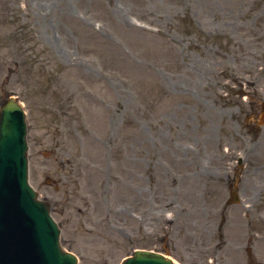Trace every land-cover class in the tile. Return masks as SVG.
I'll return each mask as SVG.
<instances>
[{"label":"rangeland","instance_id":"374dc122","mask_svg":"<svg viewBox=\"0 0 264 264\" xmlns=\"http://www.w3.org/2000/svg\"><path fill=\"white\" fill-rule=\"evenodd\" d=\"M11 96L80 264H264V0H0Z\"/></svg>","mask_w":264,"mask_h":264},{"label":"water","instance_id":"95a60500","mask_svg":"<svg viewBox=\"0 0 264 264\" xmlns=\"http://www.w3.org/2000/svg\"><path fill=\"white\" fill-rule=\"evenodd\" d=\"M26 123L17 101L0 110V264H77L59 242L49 205L28 185ZM233 202V201H232ZM124 264H172L160 254L136 252Z\"/></svg>","mask_w":264,"mask_h":264},{"label":"flooded vegetation","instance_id":"af4514ba","mask_svg":"<svg viewBox=\"0 0 264 264\" xmlns=\"http://www.w3.org/2000/svg\"><path fill=\"white\" fill-rule=\"evenodd\" d=\"M260 169H264V166L261 165V166H260ZM261 173H262V172H261ZM258 186H259L260 191H262V190H263V187H264V183H261V184L258 185Z\"/></svg>","mask_w":264,"mask_h":264}]
</instances>
